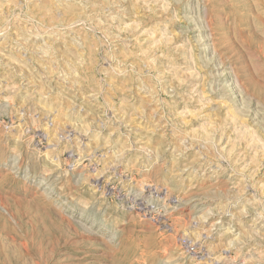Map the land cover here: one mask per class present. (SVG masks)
I'll use <instances>...</instances> for the list:
<instances>
[{"label":"rangeland","instance_id":"obj_1","mask_svg":"<svg viewBox=\"0 0 264 264\" xmlns=\"http://www.w3.org/2000/svg\"><path fill=\"white\" fill-rule=\"evenodd\" d=\"M0 264H264V0H0Z\"/></svg>","mask_w":264,"mask_h":264}]
</instances>
